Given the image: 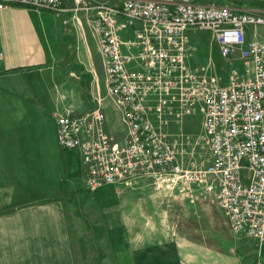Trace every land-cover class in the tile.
Here are the masks:
<instances>
[{"label":"built area","instance_id":"obj_1","mask_svg":"<svg viewBox=\"0 0 264 264\" xmlns=\"http://www.w3.org/2000/svg\"><path fill=\"white\" fill-rule=\"evenodd\" d=\"M75 1L0 0V7L72 11L78 33L88 28L97 40L104 92L96 90L86 111L55 115L60 146L80 154L85 187H150L166 200L206 201L224 212L236 238L256 240L260 254L264 39L249 37L248 28L264 25V15L206 0ZM197 29L210 31L224 59L242 68L227 67L222 80L210 57L195 63ZM107 105L119 129L109 127ZM195 114L201 129L191 132L186 123ZM252 264H262L261 255Z\"/></svg>","mask_w":264,"mask_h":264},{"label":"crops","instance_id":"obj_2","mask_svg":"<svg viewBox=\"0 0 264 264\" xmlns=\"http://www.w3.org/2000/svg\"><path fill=\"white\" fill-rule=\"evenodd\" d=\"M72 15L0 7V264H76L65 195L83 183L84 171L78 150L60 146L55 115L64 107L88 110L104 88L92 87L98 54L103 65L97 40L88 28L78 33ZM248 33L257 39L255 29ZM93 192L105 230L94 264H252V246L259 247L236 238L213 204L171 200L191 209L179 218L170 213L164 225L132 226L117 184ZM260 253L264 264V247Z\"/></svg>","mask_w":264,"mask_h":264},{"label":"rangeland","instance_id":"obj_3","mask_svg":"<svg viewBox=\"0 0 264 264\" xmlns=\"http://www.w3.org/2000/svg\"><path fill=\"white\" fill-rule=\"evenodd\" d=\"M209 2L217 4H235L237 6H243L248 8H258L263 10L264 14V1L263 0H206ZM255 30L258 33V40L264 39V25H258ZM193 41L197 42L198 51L194 56V62L201 64L207 61L210 57L211 60L216 65V71L222 80H225L227 76L226 71L232 67L242 68V61L237 60L233 65H231L224 57L221 55L218 44L212 39L210 31L208 30H194ZM99 54L96 57V74L97 78L93 82V89L96 83L99 82L101 87L104 88V69L100 61ZM109 103L108 98L105 99ZM95 104V102H94ZM94 104L92 106H94ZM109 114L116 124V129L121 126L117 122L119 117L118 112L111 106L109 109ZM202 115L195 114L187 119V130L191 132H198L201 129ZM113 129V130H116ZM107 185V184H106ZM117 186L122 189V193L125 197V211L129 218V222L132 226H152L154 223L159 225H164L166 220H169L170 213L175 214L177 218L182 215L185 211H189L191 208L187 209L185 205L179 202H171V200L163 199L158 193H156L152 188H142L141 193L135 192L129 187L117 184ZM102 187V186H101ZM111 194L110 192H108ZM113 194V193H112ZM111 194V195H112ZM66 211L69 220V227L71 231V239L75 252L76 264H94V256L97 255L96 251L99 249V232L103 228L100 222L99 206L95 202L94 192L87 189L83 183L76 182L75 192H68L66 195ZM206 201H204V204ZM208 203V202H207ZM210 204V203H209ZM203 205V204H201ZM172 215V216H173ZM178 220V219H177ZM98 222V224L96 223ZM102 228V229H101ZM101 229V230H99ZM101 231V232H102ZM248 242V240H246ZM245 241V242H246ZM256 245V244H255ZM255 245L252 248H256L255 252L252 253L254 260L252 263L259 258V247Z\"/></svg>","mask_w":264,"mask_h":264}]
</instances>
